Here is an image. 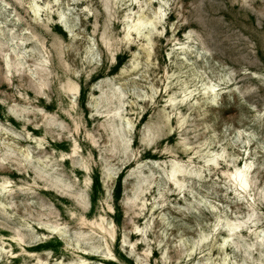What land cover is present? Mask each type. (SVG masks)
I'll use <instances>...</instances> for the list:
<instances>
[{
    "label": "rangeland",
    "instance_id": "1",
    "mask_svg": "<svg viewBox=\"0 0 264 264\" xmlns=\"http://www.w3.org/2000/svg\"><path fill=\"white\" fill-rule=\"evenodd\" d=\"M0 264H264V0H0Z\"/></svg>",
    "mask_w": 264,
    "mask_h": 264
},
{
    "label": "bare ground",
    "instance_id": "2",
    "mask_svg": "<svg viewBox=\"0 0 264 264\" xmlns=\"http://www.w3.org/2000/svg\"><path fill=\"white\" fill-rule=\"evenodd\" d=\"M39 8V7H38ZM34 12V11H33ZM36 13V12H35ZM140 18V17H139ZM142 19V18H141ZM137 21V20H136ZM138 22V21H137ZM149 22V21H148ZM153 23V22H152ZM139 24L140 25H142L143 23L142 22H139ZM151 24V23H150ZM139 26V25H138ZM143 26V25H142ZM154 26V25H153ZM132 28V27H131ZM148 28V27H147ZM153 28V27H152ZM143 29V28H142ZM151 30H149V32H150ZM137 34V33H136ZM44 62V61H43ZM42 63V62H41ZM40 64V63H39ZM45 64H47L46 62H45ZM40 65H42V64H40ZM38 66V65H37ZM41 67V66H40ZM43 67V66H42ZM40 69V68H39ZM45 70V69H44ZM44 70H43V72H44ZM42 71V70H41ZM42 72V73H43ZM32 75V74H31ZM37 75H39V74H37ZM35 79V78H34ZM44 79V78H43ZM69 81V80H68ZM40 82V81H39ZM45 84H47V82H45ZM69 84V83H68ZM39 85V84H38ZM37 86V85H36ZM69 86H70V84H69ZM39 87V86H38ZM207 87V86H206ZM37 88V87H36ZM40 88V87H39ZM73 88H74V86H72L71 85V87L69 88V90H70V92L71 91H73ZM211 88V87H210ZM64 89V88H63ZM212 89V88H211ZM41 90H42V88H41ZM67 90V89H66ZM209 90V89H208ZM69 94H71V93H69ZM72 94H74V93H72ZM205 94V93H204ZM214 95V94H213ZM212 99H214L213 97H212ZM170 100V99H169ZM121 116V115H120ZM120 116H118V117H120ZM167 116V115H166ZM121 118H123V117H121ZM120 119V118H119ZM119 119H118V121H119ZM126 119V118H125ZM124 119V120H125ZM167 119V118H166ZM169 120V119H168ZM180 122H181V120H180ZM126 124V123H125ZM128 127V126H127ZM74 151L73 152H76V150L75 149H73ZM213 158H214V156H213ZM176 166V165H175ZM245 167H247V166H245ZM248 168V167H247ZM178 171V170H177ZM176 174H177V172H176ZM231 177H232V179L234 180V182H236V184H237V186L239 187V188H241V189H246L248 186H249V182H248V180H247V176H246V173H245V171H242V170H236L232 175H231ZM7 180V179H6ZM8 181V180H7ZM9 184V183H8ZM235 184V185H236ZM3 189H6V187L5 186H3ZM4 192V191H3ZM246 192V191H245ZM141 194V193H140ZM137 195V194H136ZM140 196V195H139ZM139 198V197H138ZM103 218V217H102ZM100 221V220H99ZM98 221V222H99ZM103 219H101V223H96V222H89V223H86L85 221L82 223V224H84V225H86L85 227H89L92 231L93 230H97V232L99 233V234H101V236L103 237V238H106V237H110L111 238V240L112 239H114L115 238V232H114V230H113V228L111 229V230H109V229H107L104 225H103ZM227 222V221H226ZM236 224H238V223H236ZM111 225V224H110ZM240 225V224H239ZM227 226V225H226ZM238 226V225H237ZM228 227V226H227ZM240 227V226H239ZM239 227H235L234 225H232V226H229V234L231 235L232 233H234V230H236L237 228H239ZM88 230V229H87ZM238 232V231H237ZM241 233V232H240ZM20 234V233H19ZM228 234V233H227ZM229 236V235H228ZM233 236V235H232ZM231 236V237H232ZM17 237V236H16ZM21 236H19V237H17V238H12V244H14V245H16L17 247H21V249H22V247H23V243H22V240H21V238H20ZM230 237V236H229ZM25 243V242H24ZM227 243V242H226ZM109 244V243H108Z\"/></svg>",
    "mask_w": 264,
    "mask_h": 264
}]
</instances>
